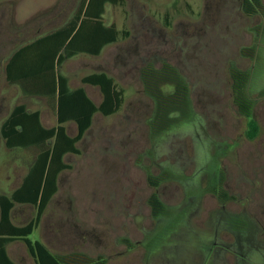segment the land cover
<instances>
[{
    "label": "rangeland",
    "instance_id": "obj_1",
    "mask_svg": "<svg viewBox=\"0 0 264 264\" xmlns=\"http://www.w3.org/2000/svg\"><path fill=\"white\" fill-rule=\"evenodd\" d=\"M244 0H125L108 5L107 25L127 31L100 56L78 55L62 71L70 87H84L100 104L99 88L82 79L106 72L124 90L112 116L97 114L69 154L70 169L30 236L58 255L81 253L107 264H264V14L250 16ZM82 0L0 2V196L22 184L40 150L10 149L3 122L19 105L40 111L46 128L57 126L55 104L28 96L6 77L20 46L69 22ZM264 5V0H262ZM174 67L189 89L190 103L169 108V126L158 135L156 104L143 71ZM251 76L249 94L259 134L247 135L250 119L234 102L231 70ZM169 95L172 83H161ZM158 125V123H157ZM68 133H78L74 122ZM161 131V130H160ZM161 178L158 187L150 178ZM230 197L224 202L219 194ZM166 206L153 216L151 197ZM37 209L16 204L12 220L23 226ZM246 216L244 231L229 229L225 215ZM16 264H37L22 241L7 247Z\"/></svg>",
    "mask_w": 264,
    "mask_h": 264
},
{
    "label": "trees",
    "instance_id": "obj_2",
    "mask_svg": "<svg viewBox=\"0 0 264 264\" xmlns=\"http://www.w3.org/2000/svg\"><path fill=\"white\" fill-rule=\"evenodd\" d=\"M124 4L125 0H82L69 22L18 47L7 61V81L28 96L44 97L55 104L57 126L46 128L41 112L30 111L26 105L16 106L2 124L1 136L8 148L37 147L40 152L20 187L10 196H0V264H16L7 250L8 245L15 241L25 243L37 264H107L105 259H92L81 253L54 254L42 241H33L30 236L39 228L58 191L60 174L70 169L65 157L81 153L78 144L92 127L97 114L112 116L123 105L124 90L106 72L92 73L82 79L83 84L99 88L103 99L96 104L84 87H70L62 68L67 60L78 55L100 56L109 45L129 36L127 31L107 25L103 19L107 5ZM243 10L250 16L264 14V5L262 0H244ZM231 75L234 102L240 113L250 119L247 135L253 139L259 134L260 127L253 118L255 101L248 90L251 76L233 68ZM143 79L147 94L156 104L151 124L158 135L170 127L167 116L172 104L176 101L190 103L189 89L178 70L169 65L160 70L147 66ZM166 82L174 85L169 95L160 87ZM71 122L77 125L75 136L67 130V124ZM161 181V178H150L154 187H158ZM219 197L223 202L230 198L224 191ZM16 204L34 206L37 209L35 218L26 225H16L12 220ZM150 204L155 218L166 212V206L157 194L151 197ZM225 217L234 235L235 232H245L249 225L246 216L227 214Z\"/></svg>",
    "mask_w": 264,
    "mask_h": 264
},
{
    "label": "flooded vegetation",
    "instance_id": "obj_3",
    "mask_svg": "<svg viewBox=\"0 0 264 264\" xmlns=\"http://www.w3.org/2000/svg\"><path fill=\"white\" fill-rule=\"evenodd\" d=\"M108 6V5H107ZM107 8V7H106ZM106 12V11H105ZM105 15V14H104ZM104 17V16H103Z\"/></svg>",
    "mask_w": 264,
    "mask_h": 264
}]
</instances>
